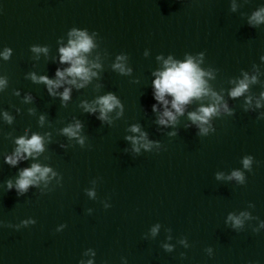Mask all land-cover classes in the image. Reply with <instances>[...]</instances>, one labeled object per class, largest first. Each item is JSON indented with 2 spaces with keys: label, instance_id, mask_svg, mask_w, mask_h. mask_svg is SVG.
<instances>
[{
  "label": "clouds",
  "instance_id": "obj_1",
  "mask_svg": "<svg viewBox=\"0 0 264 264\" xmlns=\"http://www.w3.org/2000/svg\"><path fill=\"white\" fill-rule=\"evenodd\" d=\"M249 0H242V4L248 3ZM238 5L236 0H231L230 11L236 12ZM247 23L252 28H259L264 25V4L252 11L247 16ZM98 35L96 32L89 34L88 29H81L72 27L68 32L67 45H61L58 49L59 63L68 65L63 69L57 68L55 71V78H49L47 75H37L35 72H29L26 76L34 84H43L48 92V95L56 98L59 97L62 107H67L68 102L72 99V88L77 90L86 88L93 80L99 78V73L94 69H102L99 53L96 54L94 59L89 57L93 51L99 48V44L95 42L94 37ZM60 43V41H57ZM30 51L36 54V58L42 53L45 57L49 54V47L47 45L41 46L34 44L30 46ZM13 55V50L5 47L4 51L0 53V57L4 61H9ZM148 55L147 51L144 53ZM205 52L201 51L195 54L185 53L184 58L174 59L173 55H168L164 59L163 55H158L156 59L162 61L163 68L153 73L155 79L152 82L153 98L156 103L151 105L153 113H157L155 123L162 127H171L176 129L179 124V118L184 116L189 105L196 103L198 106L193 111H187V119L190 124H185V128L195 126L197 129L196 135L198 137H207L215 133L214 120L223 117H232L235 115V109L230 106L229 100H240L242 103L240 107L244 112H257V120H264V70L261 65L253 63L250 70L241 69L238 76L229 77L226 81L229 87H217L214 81L217 80L219 69L212 66L202 67L205 63ZM128 56L126 54H119L116 56L115 62L112 64V69L121 75H131L132 69L127 66L126 61ZM261 64H264V55L260 56ZM138 83V81H135ZM9 85V78L7 75L0 76V93H3ZM67 85V86H66ZM259 85L261 91L257 94L253 91V87ZM63 88L62 92L58 89ZM14 96H19V91L13 90ZM170 97V99H169ZM227 97V98H226ZM34 100L31 94H27L23 103L30 104ZM158 105L161 108H158ZM78 107L84 113L89 115H96V118L102 124L109 126L114 125L115 120H119L124 116L125 107L122 101L116 94L108 92L103 95H98L91 101L81 100ZM17 113L20 109L16 108ZM28 114L30 116L36 115L35 108H29ZM115 112V117L110 114ZM3 120L6 124L12 125L15 117L4 111L2 113ZM47 120L46 115L41 114L38 117V125L43 128ZM84 125L79 119H74L72 123L59 129V134L68 138L69 141H75L81 148L86 146L87 137L83 133ZM30 128L25 129L24 134L20 136H13L12 132L3 133L0 129V135L5 138L11 139L14 148L10 154L4 155V163L10 167H17L22 161H38L39 158L47 151L46 145L52 142L51 132H31L29 137ZM127 132L132 135H126L124 139L131 144V152L137 156L141 153V149L145 152H151L153 148L158 150L162 149L160 141L150 140L148 133L142 130L139 123H133L127 128ZM169 137L178 135L177 131L167 133ZM72 145L61 144L60 147L67 149ZM128 152V149L124 150ZM48 159V157H45ZM254 157L252 155H245L241 158L240 163L242 169H233L230 174L225 176L223 172L215 173L216 180L236 181L237 185H245L247 178L245 173L253 171ZM57 181L58 186L62 184L63 177L54 170L51 166L42 164L40 162H33L28 167L19 169L18 175L13 180L7 179L3 183L5 190H15L18 197L25 196L30 188L40 189L41 194H46L45 189H48L49 184L53 180ZM98 179H93L94 185L91 189H86V194L89 198L96 199L95 185ZM53 189H48V192ZM105 209L111 205L105 201L102 202ZM249 207L254 208L253 203H249ZM93 209H87L88 214H91ZM253 217L250 212L242 211L239 215L229 213L225 224H230L235 230H241L244 227L245 220L257 219ZM35 219L29 218L21 221L20 225H12L11 223L5 224L0 221L2 227H15L17 230L21 226L27 227L29 224L34 225ZM67 225L61 224L57 232L62 231ZM161 225L156 224L150 230L149 234H144V239H149V236L154 238ZM260 228H264V221L260 222ZM168 231H171L170 229ZM254 233H259V228L252 230ZM171 239V236H168ZM180 243L184 247H188L186 239H181ZM162 248L165 252L174 250L171 244H163ZM211 256L212 249H206ZM91 254L92 257L96 256L93 249H88L84 255ZM181 258L185 256L181 253ZM123 264H127L126 258H121ZM79 264H94L92 259L87 261L80 259Z\"/></svg>",
  "mask_w": 264,
  "mask_h": 264
}]
</instances>
